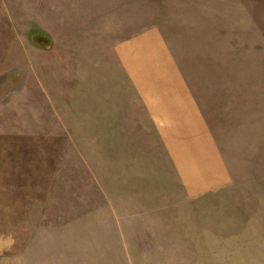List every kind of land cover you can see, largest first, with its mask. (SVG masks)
Masks as SVG:
<instances>
[{"label": "rangeland", "instance_id": "obj_1", "mask_svg": "<svg viewBox=\"0 0 264 264\" xmlns=\"http://www.w3.org/2000/svg\"><path fill=\"white\" fill-rule=\"evenodd\" d=\"M0 249L264 264V0H0Z\"/></svg>", "mask_w": 264, "mask_h": 264}, {"label": "crops", "instance_id": "obj_2", "mask_svg": "<svg viewBox=\"0 0 264 264\" xmlns=\"http://www.w3.org/2000/svg\"><path fill=\"white\" fill-rule=\"evenodd\" d=\"M1 258H3V257H1V249H0V264H8L7 263V260H4V259H1Z\"/></svg>", "mask_w": 264, "mask_h": 264}, {"label": "water", "instance_id": "obj_3", "mask_svg": "<svg viewBox=\"0 0 264 264\" xmlns=\"http://www.w3.org/2000/svg\"><path fill=\"white\" fill-rule=\"evenodd\" d=\"M46 45H49V42H48V44H46Z\"/></svg>", "mask_w": 264, "mask_h": 264}]
</instances>
